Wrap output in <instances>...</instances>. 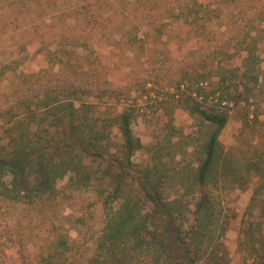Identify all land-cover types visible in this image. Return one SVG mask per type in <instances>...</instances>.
I'll use <instances>...</instances> for the list:
<instances>
[{
	"label": "rangeland",
	"instance_id": "374dc122",
	"mask_svg": "<svg viewBox=\"0 0 264 264\" xmlns=\"http://www.w3.org/2000/svg\"><path fill=\"white\" fill-rule=\"evenodd\" d=\"M86 1L0 0V56L7 58L19 45L27 50L17 54L18 59L30 55L25 75L19 70L0 78V146L7 142V112L18 111L24 117L26 110L19 109L24 100L34 102L33 110L43 94L53 93L61 100L71 90L88 104L97 105L96 117L112 118L124 106H133L137 116L132 129L145 149L134 153L135 168L127 177L109 168L106 160L87 161L93 170V188L89 191L77 192L61 185L57 196H37L24 203L0 200V264H87L104 224L102 199L95 188L113 189L120 181L135 187L138 170L153 166L151 157L156 148L162 150V160L168 168L180 170L196 165L200 121L179 107L181 91L190 85V80L213 87L219 64L240 68L238 97L231 105L221 143L239 155H252L255 148L264 150V55L254 73L258 82L249 85V102H244L247 95L241 86L247 47L256 44L258 53L264 49V0H237L234 4L230 0H203L207 18L201 12L195 23L192 19H167L169 13L162 9L163 20L154 23L151 11L141 14L125 9L126 3L111 6V0H94L88 10L96 19L106 10L94 27L88 25L84 15L76 19V13L83 14ZM49 3L53 15H43L42 8ZM134 6L142 8L138 1ZM97 29L103 40L89 52L69 42L71 39L64 41L76 34L85 37ZM110 32L112 39L107 41L105 36ZM130 35L142 41L131 47L127 43ZM61 39L66 54L63 63L55 66L45 54L48 48L56 50ZM94 58L96 69L88 71L85 67L83 73L80 65L89 66ZM181 81L185 86L178 91ZM86 91L92 95H85ZM169 120L174 130L166 128ZM116 139L119 142L117 134ZM263 181L261 175H253L244 188L225 184L207 188L214 209L228 221L222 246L217 250L223 264H244L249 257L241 243L244 231L259 221L264 193L255 194ZM26 185L30 190L39 184L29 180ZM198 198L199 195L185 197L184 189L179 188L171 191L169 200L187 199L191 206L186 215L192 218ZM60 239L67 241L70 251L61 259L48 261L46 258L56 252Z\"/></svg>",
	"mask_w": 264,
	"mask_h": 264
},
{
	"label": "trees",
	"instance_id": "16d2710c",
	"mask_svg": "<svg viewBox=\"0 0 264 264\" xmlns=\"http://www.w3.org/2000/svg\"><path fill=\"white\" fill-rule=\"evenodd\" d=\"M111 1V6L126 3L124 8L128 11L134 9L141 14L151 11L154 23L163 20L164 10L169 13L167 19H192L195 23L199 21L201 12L207 18L203 0ZM137 1L142 8H134ZM229 2L234 4L237 0ZM94 4V0H87L86 7H82L83 14L76 13V19L84 15L88 25H97V19L106 10L96 19L93 12L88 10ZM42 11L43 15H53L50 3ZM105 37L110 41L112 33ZM67 39H71L69 42L72 44L82 45L88 52L91 47L98 48L103 40L99 29L92 30L85 37L71 35L64 41ZM127 39L131 47L136 41H142L131 35ZM58 45L54 51L48 48L45 54L49 56V63L55 66L63 63L66 54L62 39ZM19 47L7 58L0 56V78L19 70L25 75V65L30 55L18 59L16 55L27 50L23 49L24 46ZM257 47L250 44L246 50L248 56L241 76L244 82L241 86L247 95L244 102H249L248 95L252 93L250 83L258 82V76L254 73L264 49L258 53ZM100 52L101 48L100 51L97 49L96 53ZM95 65L94 58L89 66L80 67L86 73L85 67L91 71L96 69ZM239 71L240 68H227L219 64L216 70L218 80L213 87H205L204 81L190 80V85L187 84L185 90L181 91L179 107L200 121L199 136H196V165L180 170L168 168V163L162 160V150L156 148L151 157L153 166L138 170L135 187L120 181L113 189L95 188L102 199L104 224L87 264L224 263L217 250L222 246L228 221L226 217L222 220L220 217L223 213L214 209L207 188L219 187L220 184L244 188L253 175H261L264 180V150L255 148L252 155H239L236 150H226L220 141L229 122L231 105L238 97L240 86H236V82ZM182 86H185L183 81L177 85V90L180 91ZM84 94L92 95L87 91ZM77 95V91L69 90L66 98L60 100V96L46 93L37 98L38 103L33 110L32 100L19 104V109L26 110L24 117L18 111L6 113L10 126L6 130L7 142L0 146L1 201L24 203L37 196H57L61 185L77 192L89 191L93 188V170L87 161L106 160L109 168L120 171L126 177L131 176L135 168L132 160L134 153L145 149L132 129L137 116L135 108L124 106L112 118L96 117L97 105L88 104ZM245 124L248 126L247 122ZM166 128L174 130L171 120ZM116 134L119 135V142L116 141ZM29 180L38 181V191L34 190L36 187L29 190L26 185ZM179 188L184 189L185 197L199 195L195 210L191 213L192 218L186 215L191 206L187 199L169 200L171 191ZM258 193H264V181L255 195ZM260 209L259 221L244 231L241 246L249 256L244 259V264H264V201ZM55 251L48 255V261L61 259L70 251L67 241L60 239Z\"/></svg>",
	"mask_w": 264,
	"mask_h": 264
}]
</instances>
